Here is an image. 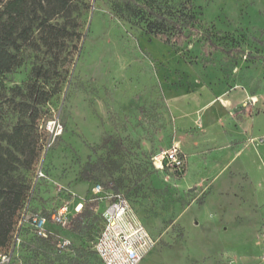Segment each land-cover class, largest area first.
<instances>
[{"label":"rangeland","instance_id":"rangeland-1","mask_svg":"<svg viewBox=\"0 0 264 264\" xmlns=\"http://www.w3.org/2000/svg\"><path fill=\"white\" fill-rule=\"evenodd\" d=\"M130 1L148 10L147 0ZM192 3L200 33L175 47L147 32L144 8L134 16L129 0H74L69 18L59 20L76 22L80 38L66 42L59 60L44 48L27 50L5 76L0 134L21 121L35 132L24 112L34 103L24 94L37 80L33 68L51 67L38 85L57 92L36 107L35 123L58 119L64 132L44 159L19 172L32 180L31 208L51 212L65 200H83L95 182L108 190L112 171L155 237L139 264H264V0ZM206 37L233 54H204ZM174 100L178 111L198 110L177 120ZM175 139L189 163L181 177L152 160L180 149ZM40 162L47 178L36 182ZM88 162H97L92 180L83 176ZM49 228L87 248L89 264H100L91 252L94 232ZM41 258L35 260L43 264Z\"/></svg>","mask_w":264,"mask_h":264},{"label":"trees","instance_id":"trees-1","mask_svg":"<svg viewBox=\"0 0 264 264\" xmlns=\"http://www.w3.org/2000/svg\"><path fill=\"white\" fill-rule=\"evenodd\" d=\"M147 1L149 2L147 3L148 10L143 7V4L134 6L129 0V11L137 17L140 14L138 7L144 8L146 30L149 34L166 44L181 47L185 41L200 33L201 22L193 9L192 0H176L167 4L161 0ZM73 2L74 0H0V89L3 87L5 76L15 72L23 64L27 50L44 48L45 53H50L53 60H59L65 50L66 42L75 37L80 38L74 28L77 25L76 22L73 24L71 21L61 22L59 20L62 17L69 18ZM202 51L210 57L213 52L217 51L227 55L233 54L232 49L216 44L210 37L204 40ZM211 61L210 58L207 63ZM50 71L51 67L46 68L44 65L33 68L32 76H35L37 80L24 94L34 103L24 112L29 113L30 111L29 118L35 125V132L31 134L29 129L31 127L25 125L23 121L15 124L10 131L1 129L0 250H7L11 247L21 213L30 200V194L33 195L35 191L32 180L29 181L25 174L21 175L20 170L30 168L42 153L46 132L41 126L46 120L42 119V123L36 126L35 120L38 117L36 107L48 100L57 90L45 92L39 87L38 79L51 76ZM52 72L58 73L57 65L52 67ZM13 93L23 95L24 92L21 88H14ZM96 170H98L97 162H88L83 170L84 178L94 179ZM175 173L184 175L186 169L176 170ZM106 176L112 179L108 190L119 191L120 185L113 178L112 171L106 173ZM95 184L98 183L95 182ZM125 196L129 199L126 194ZM92 206V204L84 205L74 226L70 229L79 234L85 231L94 232L95 236L98 234L103 220L100 213L96 212ZM43 213L50 214L48 210H43ZM50 225L52 223L47 224L49 230ZM50 231L52 234L49 237H40L35 234L31 226L22 229L19 255L23 264H41L35 260L39 256L44 259L43 264L90 263L92 255L87 254L90 253L86 250L87 248L70 244L67 250H59L57 245L59 237L55 236L54 231ZM27 234L29 238H26ZM91 252L94 253L99 263L103 264L94 248Z\"/></svg>","mask_w":264,"mask_h":264},{"label":"built area","instance_id":"built-area-1","mask_svg":"<svg viewBox=\"0 0 264 264\" xmlns=\"http://www.w3.org/2000/svg\"><path fill=\"white\" fill-rule=\"evenodd\" d=\"M41 128L49 135L42 148V159L52 148L55 139L62 135L64 126L58 119H48ZM157 168L181 170L184 167L185 155L178 146L157 152L152 157ZM43 162V161H42ZM40 162L35 175L36 182L47 178L44 163ZM65 200L59 207L54 208L49 215L43 210H33L30 200L21 213L19 223L14 232L11 247L0 250V264H23L19 255L22 242V229L31 226L35 234L49 237L52 232L47 224L52 223L64 229L74 226L75 220L84 208L92 204V208L100 213L103 220L101 230L96 235L93 248L103 264H139L155 245V237L141 222L131 201L120 191L106 190L101 184H95L89 196L83 200ZM71 241L60 236L59 250H67Z\"/></svg>","mask_w":264,"mask_h":264},{"label":"crops","instance_id":"crops-1","mask_svg":"<svg viewBox=\"0 0 264 264\" xmlns=\"http://www.w3.org/2000/svg\"><path fill=\"white\" fill-rule=\"evenodd\" d=\"M216 100V95H211V100H210V102L212 101H215ZM171 113L175 116V118H177V120L179 119H182L183 121H186L187 120V118L192 114V108L190 109V108H185V109H181L182 111H178V105L175 103V100L172 102V106H171ZM198 109H196V110H194L193 112H196ZM178 111V112H177ZM175 142L176 143H178L179 144V147H180V150L182 151V153L185 155V153L183 152V150L181 149V141L180 140H176L175 139ZM188 167H189V163H188V159H187V157H186V155H185V163H184V167L180 170V171H182V170H184V169H186V171H187V169H188ZM175 170H177V169H175ZM185 175V174H184ZM181 176H183V175H181V173H179L178 174V177H181Z\"/></svg>","mask_w":264,"mask_h":264}]
</instances>
